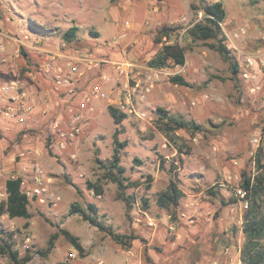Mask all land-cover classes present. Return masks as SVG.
I'll return each mask as SVG.
<instances>
[{"label":"rangeland","instance_id":"374dc122","mask_svg":"<svg viewBox=\"0 0 264 264\" xmlns=\"http://www.w3.org/2000/svg\"><path fill=\"white\" fill-rule=\"evenodd\" d=\"M213 1L225 8L221 28L229 58L211 49L209 41L185 34L202 18L201 5ZM126 21L130 26L118 40ZM132 23L136 28L130 34ZM163 25L173 28L170 41L185 48L183 65H147L161 46L154 38ZM71 26L78 29L68 42L70 48L88 54L87 48H115L121 57L126 49L133 66L122 75L102 70L104 63L92 69L83 66V75L73 76L75 94L60 90L68 95L61 118L69 125L77 116L79 132L73 137L46 130L57 111L37 126L33 122L21 130L0 132V201L6 197L10 157L15 156L14 162L21 158L13 154L17 144H38L41 149L34 157L43 162L49 155L56 168L48 176L38 174L47 191L28 196L30 218L0 216V244L9 242L20 256L28 253L27 264H243L247 201L240 186L242 174L253 178L264 172V0H0L1 30L14 36L22 29L30 36L25 44L11 41L12 48H56L67 41L62 34ZM247 57L253 59L251 64ZM32 73L33 79L41 77L47 84L37 63ZM102 73L109 76L108 82H101L104 96L91 95L87 109H78L77 103L100 82ZM174 74L187 85L171 82ZM125 83L134 89L136 109L145 114L126 115L117 124L107 106L114 104L111 98L119 89L124 92ZM158 107L193 120L201 129L165 135ZM52 138L62 142L55 156ZM114 147L127 178L125 193L133 198L129 206L117 197L116 184L103 179L95 161L98 157L108 162ZM259 150L262 167L255 159ZM171 179L182 196L176 206L163 207L157 198ZM87 182L99 184L101 193ZM73 203L96 223L72 211ZM63 229L84 246L83 255ZM261 242L264 245V238ZM0 264H10L8 256L0 254Z\"/></svg>","mask_w":264,"mask_h":264},{"label":"trees","instance_id":"16d2710c","mask_svg":"<svg viewBox=\"0 0 264 264\" xmlns=\"http://www.w3.org/2000/svg\"><path fill=\"white\" fill-rule=\"evenodd\" d=\"M202 12V18L196 21L191 27H189L185 34L193 40H201L207 42L211 49L217 51L222 57L229 58L230 50L224 43V33L221 28V23L225 19V8L221 1H213L210 3H204L200 8ZM77 26H71L63 34L62 37L71 41L77 31ZM173 28L163 25L156 33L154 38L155 43H160L161 46L156 50L153 56L147 61V65L154 68H162L174 63L177 65H183L185 62V48L176 41L171 40V31ZM164 38V39H163ZM20 51L24 55L25 60L28 59L27 53L21 48ZM233 70L236 71L238 64L232 63ZM29 68V67H28ZM24 68L23 70H31L30 68ZM170 81L179 84L187 85V82L180 74H174L170 76ZM108 113L113 121L117 124L121 123L126 114L118 112L113 105L107 106ZM158 114L163 118L162 131L165 135L176 129H184L197 131L201 129V125L194 122L191 119H186L183 116L170 115L162 108H157ZM118 145H123L122 142H117ZM261 152H256V162L260 164ZM95 161L100 170L103 171V179L109 180L116 184L117 197L122 199L127 206L133 201V198L125 193V189L128 186L125 181L127 178L123 176L124 167L119 163L118 147H114V151L111 159L108 162H102L98 157ZM243 179L240 183L241 188L244 190L245 199L247 201V208L245 218L243 222V231L245 234V244L242 250V262L243 264H263L264 263V245L261 240L264 238V209L262 210V203H264V172L257 173L253 176L242 174ZM150 178V176H148ZM21 178L19 176L9 177L4 182V188L6 197L0 201V215L6 214L10 218L21 217L30 218L31 212L29 211V197L26 191L21 187ZM88 187L93 188L97 194H100L102 188L99 184L87 182ZM182 196L181 190L178 188L174 180H170L166 190L158 195L157 202L163 207L169 205L176 206L178 200ZM92 207V205H90ZM72 211H79L82 216L89 220L91 223H96V219L89 214H86L79 204H71ZM25 225H28L26 222ZM64 236H66L74 246V249L83 255L85 248L77 241L76 237L71 235L67 230H61ZM55 234L51 238H53ZM49 246H51V240H49ZM0 254L8 256L10 264H27L30 260L29 254L23 256L19 255V252L12 248L9 242L0 244Z\"/></svg>","mask_w":264,"mask_h":264},{"label":"built area","instance_id":"2783aa9c","mask_svg":"<svg viewBox=\"0 0 264 264\" xmlns=\"http://www.w3.org/2000/svg\"><path fill=\"white\" fill-rule=\"evenodd\" d=\"M129 22H125L118 32L117 39L124 37L127 29L129 28ZM16 35L12 36L0 28V117L8 120H14L17 123H24L26 119H31L33 110L36 103V97L28 87L26 79L21 78L17 74L10 73L7 58L5 57L6 44L8 42H15L17 44H25V40L29 39V35L24 30H16ZM19 35V37H17ZM70 41H63L56 48H32L39 54H43V62L40 63V73L45 77L46 80L50 81L56 90H66L71 94H75L76 80L73 76L81 77L84 71L81 69L86 66L88 69H92L93 65L98 66L99 63H110L115 71L122 75L124 69L133 66L131 55L127 53L126 49L122 50V58L113 61L94 58L89 55L84 49L70 48ZM17 55L20 53V48H14ZM246 60L249 64L253 62L251 57H247ZM100 82L95 83L90 88V93L84 95L81 100L77 103L78 109H84L88 107L91 95L104 96L101 92V82H108L109 76L106 73H102L100 76ZM33 79V78H32ZM124 92L121 88L118 91V96L111 98L112 104L118 112H122L126 115H136L138 117L144 116V112L136 109L132 93L133 88L128 86L127 83L123 85ZM112 103V102H111ZM89 109H92L89 107ZM47 112V110H44ZM70 112L73 109L70 108ZM72 122L67 125V122L59 117L49 121L48 130L52 132H59L60 136L68 134L70 137L79 132V127L75 126L74 123L77 116H73ZM65 127L66 129L62 128ZM36 172L39 171L38 166L34 167ZM47 191V186L36 173L34 177V183L26 190L28 196H39ZM70 257L73 254H69Z\"/></svg>","mask_w":264,"mask_h":264},{"label":"crops","instance_id":"0c3cea01","mask_svg":"<svg viewBox=\"0 0 264 264\" xmlns=\"http://www.w3.org/2000/svg\"><path fill=\"white\" fill-rule=\"evenodd\" d=\"M152 11H156L155 10V5L153 4V9ZM129 22V21H127ZM131 33L133 34L135 32V24L132 23L131 24ZM12 44L11 42H8L6 44V50H5V57L7 58V63L9 65V71L10 73H14L17 74L18 76H20L23 79H26L28 82V87L30 88V90L33 92V94L37 95L36 96V103L37 105L35 106L34 110H33V114L31 116V119H26V121L24 123H17L14 120H4L1 119L0 121V132H5L8 131V129H12V130H21L23 129L22 126H24L25 124L30 125L31 123L34 122V125H38V122L40 123L41 120L49 117V116H54V113L57 111L58 116H60L59 112H62V104L63 102H65L67 100V92H63L61 93L60 90H56L53 86V84L46 80L47 84H45V81H43V78L41 77H36V79H32L33 78V69H34V65L35 63L38 64V66H40V63L43 62V54H40L32 49V48H22L28 55V59L25 60L23 59V54L20 51V55L15 52L14 48H12ZM264 48V47H262ZM11 49V51H10ZM87 51L89 52V54L93 57H97V58H102V59H106V60H116V59H121V53L119 52V50H116L115 48H87ZM22 60L19 66V61ZM12 62V64H11ZM10 63V64H9ZM11 65V66H10ZM22 65V66H21ZM13 66V67H12ZM11 67V68H10ZM30 68L31 70H23L24 68ZM28 68V69H29ZM95 69V68H94ZM101 69L102 70H109L114 71V73L116 74L115 69L113 68V66L109 63H104L103 65H101ZM12 70V71H11ZM87 72V71H86ZM81 80H79L80 82ZM78 82V81H77ZM111 85V84H110ZM77 102V99H76ZM46 106L50 107L51 110L49 108H46ZM44 110H47V112H44ZM57 116V117H58ZM56 118V117H55ZM46 130H48V124L47 126H45ZM27 138V137H26ZM24 138L23 141H26L27 139ZM55 141H53L52 144H50V147L53 148V153L55 156L56 151H60V149H62V142H57L58 139L57 138H52ZM37 146H33L28 142H23L22 145L17 144L16 148L14 150L13 154H19L21 156V158L19 159V161L14 162L13 159L14 157H10V159L12 158V160H10L11 163V169L9 170V172H7L6 175V179L9 177H16L19 176L21 178V187L23 188V186L26 185L27 188H30L33 183H34V175L40 174L43 175L46 174L48 176V172L54 173L53 171L56 169L54 166H52V161H53V157H50L49 155L45 158L46 160L43 162H39L37 158H35L34 156L37 155V153H39V149H41L38 144H36ZM55 162V161H53ZM63 160H61V163L63 164ZM40 164H42V168L40 166ZM38 166L39 171L36 172L34 170V167ZM50 168V170L48 169ZM43 169V171H42ZM46 171V173H45ZM61 170H56L57 173H61ZM31 178V179H30ZM2 216V215H0Z\"/></svg>","mask_w":264,"mask_h":264}]
</instances>
